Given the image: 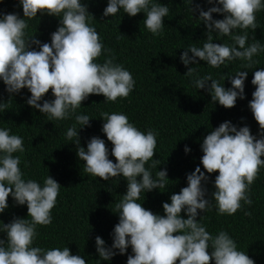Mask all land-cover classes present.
<instances>
[{
    "label": "clouds",
    "instance_id": "9594fccd",
    "mask_svg": "<svg viewBox=\"0 0 264 264\" xmlns=\"http://www.w3.org/2000/svg\"><path fill=\"white\" fill-rule=\"evenodd\" d=\"M188 6L192 0H186ZM23 18L15 13L0 14V81L11 96L27 89L30 96L26 104L38 110L49 120L73 119L75 123L65 132V139L76 138V156L83 161V171L108 181L122 177L126 180V192L115 204L118 223L114 225L110 247L96 236L95 251L100 261H109L114 255H123L131 248L126 264H254L245 251L237 250L236 243L223 230L210 234L197 220L198 211L204 213L213 207L220 215H232L244 205H251L248 190L256 179L260 168H264V68L252 72L251 93L248 108L258 124L254 136L248 126L237 128L224 121L204 136L200 144V165L186 174V187L170 195V202L162 203L163 215L154 214L138 202L141 193L165 187L167 172L157 170L153 178L150 169L157 160L153 159L157 144L155 131L139 130L130 123L123 112L101 113V132L112 145L110 160L105 141L91 137L86 149L79 146L78 130L89 126L90 117L77 112L89 95H102L104 102H115L127 97L133 90L132 74L114 57L103 62L97 58L108 49L90 24L93 19L82 0H18ZM212 5L207 10L195 5L189 7L192 14L198 13L207 39L202 46H188L180 53L184 66L203 61L211 68H219L233 60L246 63L241 70L228 76L231 87L213 79L210 74L200 76L194 67L187 68L184 76L190 77L195 89H205L213 102L225 109L232 108L237 100L244 99V81L247 69L256 63L254 56L264 52V44L249 36L245 29L255 30V13L264 9V0H207ZM122 10L129 17L144 14L143 25L153 35L163 28V18L169 7L157 0H107L104 17H112ZM58 18V27L50 34V43H41L34 34L26 36V19L37 13ZM217 13L223 19H213ZM241 30L237 34L236 30ZM229 37L231 43H213L211 33ZM31 45H36L32 48ZM31 49V50H30ZM191 53V55H189ZM210 82V83H209ZM51 89L52 100H42ZM9 99V100H10ZM42 101V102H41ZM7 109V102H0V113ZM79 126V127H77ZM187 154L190 149H183ZM23 138L0 127V213L7 208L11 196L16 205H26L27 218L14 217L9 223L0 222V264H85L78 254H71L67 246L43 248L34 246L36 226L51 223V210L56 204L61 186L49 175L42 183L26 179L20 168L23 153ZM149 163L148 168L145 164ZM217 172L211 199L206 198L208 176ZM139 177V180L137 179ZM144 200V199H143ZM184 212L186 218L181 217ZM247 214V213H245ZM30 217V219H28ZM210 249V252L208 251Z\"/></svg>",
    "mask_w": 264,
    "mask_h": 264
},
{
    "label": "trees",
    "instance_id": "16d2710c",
    "mask_svg": "<svg viewBox=\"0 0 264 264\" xmlns=\"http://www.w3.org/2000/svg\"><path fill=\"white\" fill-rule=\"evenodd\" d=\"M157 2L168 6L169 13L163 18L161 32L153 35L143 25V13L129 17L120 10L112 17H104L102 12L107 0H82L93 17L90 24L99 34L104 48L109 50L107 53L102 51L97 61L102 63L106 57H114L116 63L122 64L132 74L135 84L127 97H118L115 102L103 103L102 95L90 94L82 101L77 112L91 118L89 126L78 130L79 146L86 149L91 137H99L105 141L109 150L108 158L113 163L112 145L101 132V113L123 112L139 130L151 129L158 133L153 154L157 163L150 171L155 178L156 171L164 169L168 180L164 188L153 189L144 193V196L141 193L138 202L154 214L163 215L162 203L170 202L171 194L179 193L182 187L187 186L186 174H190L197 166L205 171L200 165V144L210 130L229 121L237 128L248 126L254 136L258 133V124L248 103L255 90L251 84L252 72L264 68V52L254 56L256 63L247 69L244 99L237 98L232 108L225 109L213 102L205 89H195L190 83L191 78L184 74L187 68L194 67L200 76L210 74L227 89L231 87L228 76L241 70L246 62L233 60L219 68H211L199 60L186 67L179 60L180 53L186 47L202 46L207 39L206 29L197 19L198 13L194 11L191 14L189 7L194 9L199 4L201 9L207 10L212 5L207 0H192L189 6L186 0ZM5 13H15L23 18L18 0H0V14ZM212 18L223 19V16L213 13ZM25 19L28 24L26 36L34 34L41 43H50V34L58 27L57 17L38 12L36 17ZM255 22V30H244L249 36L246 45L252 42V38L264 44V9L255 13ZM236 32L240 34L241 30L237 29ZM211 34L213 43H231L229 37L215 32ZM31 47L38 50L36 45ZM29 96L27 89H21L10 99L0 81V102H7V109L0 113V127H7L10 133L23 138L24 152L13 155L20 157L19 166L24 177L42 183L43 178L49 175L61 186L51 210V223L36 226L34 246L51 248L65 245L71 254L84 258L85 264H126L127 257L132 254L130 247L123 255L116 254L109 261L99 262L94 245L95 237L99 236L106 247L111 246V233L118 223L115 204L126 192V180L117 177L104 181L85 173L83 161L76 156V138L66 140L64 135L75 121L49 120L26 104ZM52 99L54 97L49 89L42 100ZM185 146L190 149L187 154L183 151ZM149 163L151 161L145 164L146 168ZM217 174L205 172L208 180L202 184L207 199H211V193L215 191L213 183ZM248 195L252 200L251 205L241 202V208L232 215L218 214L215 201H212V209L204 213L198 211L197 220L202 215L199 222L210 234L215 235L220 230L227 232L236 243L237 250L245 251L254 264H264V168L258 171ZM7 204L8 208L0 213V222L7 224L14 217L27 218L26 205H16L11 196L7 198ZM181 217L186 218L183 210ZM0 240L6 241L5 233H0ZM209 264H212L211 259Z\"/></svg>",
    "mask_w": 264,
    "mask_h": 264
}]
</instances>
